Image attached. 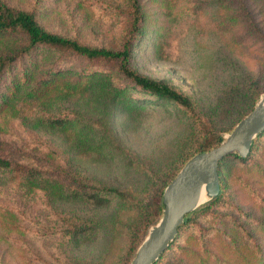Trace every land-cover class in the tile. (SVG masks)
Returning <instances> with one entry per match:
<instances>
[{"label": "rangeland", "instance_id": "1", "mask_svg": "<svg viewBox=\"0 0 264 264\" xmlns=\"http://www.w3.org/2000/svg\"><path fill=\"white\" fill-rule=\"evenodd\" d=\"M5 1L19 9L35 7L43 29L90 46L116 47L126 31L118 13L125 0ZM140 4L142 33L132 51V66L188 95L225 136L252 101L247 84L264 85V0H244L245 8L226 0ZM243 10L251 14L258 33L253 29L251 36H242L245 26L237 13ZM11 42L10 37L0 39V48ZM79 66L72 60L64 67ZM114 68L98 71L121 84ZM102 77L74 96L43 99L35 111L11 101L0 112V155L68 170L124 196L101 192L105 201L96 204L86 195H67L52 187L31 192L37 181L0 169V264H119L138 216L136 205L145 199L154 177L163 178L190 151L193 128L176 105L130 88L127 100L125 94V99L114 96ZM7 87L4 81L2 89ZM49 117L68 120L58 126ZM219 174L231 191L229 201L264 221L255 200V195L264 196V137L246 162L230 156ZM73 222L90 229L69 236L64 227ZM220 227L231 230L224 220ZM236 233H231L236 244L211 229L201 241L187 238L188 233L181 238L187 248L178 252L174 264H264V256L261 263L258 252ZM254 233L264 249V229Z\"/></svg>", "mask_w": 264, "mask_h": 264}, {"label": "trees", "instance_id": "2", "mask_svg": "<svg viewBox=\"0 0 264 264\" xmlns=\"http://www.w3.org/2000/svg\"><path fill=\"white\" fill-rule=\"evenodd\" d=\"M125 1L124 9L118 10L119 15L126 21L125 34L116 47L108 48L90 46L75 38H67L46 31L37 23L35 7L30 10L19 9L10 6L5 0H0V39L12 38L9 45L0 48V112L7 110L10 107V102L14 100L20 102L25 108L33 107L32 111H35L43 99L56 94L74 96L87 89L96 78L103 76L105 85L114 93V96H122L121 98L125 99V94L127 100V89H136L156 100L173 103L191 122L193 142L190 151L186 156L174 161L163 178L155 179L154 177L145 199L136 205L138 216L130 230L128 246L119 264L129 263L148 227L158 220L162 207V190L183 163L192 155L216 146L223 139L222 132L214 126L210 115L198 107L188 95L168 81L141 74L132 66V51L142 33L143 13L140 0ZM226 1L232 6L245 8L244 0ZM237 14L245 26L242 36H251L254 34L253 29L258 33L257 26L249 12L243 10ZM72 60L80 63V66L77 67L78 70L64 67ZM107 65L115 66L113 72L121 84L111 80L108 74L98 71ZM4 81H7L8 84L6 90L2 89ZM247 88L252 94V101L245 114L252 109L255 99L264 93V85L248 83ZM49 119L47 118L49 123L58 126L68 120L67 118L53 119L50 117ZM263 137L264 131L252 140L250 151L244 158L232 154L224 157L218 163V194L196 207L192 214L185 216L173 241L153 264L176 263L180 258L178 252L187 248L182 244L181 238L189 233L191 235L187 238L191 237L193 240L201 241L207 237L208 229H211V232L217 231L224 235L232 244L235 243V236L231 233L237 232L242 240L258 252L262 263L264 249H261L254 229H264V221L253 217L248 211H243L229 201L231 191L222 181L219 167L230 156L241 163L246 162L256 151ZM0 169L37 181L38 183H31V192L48 190L52 187L67 195H86L96 204L105 201L100 195L101 192L124 196L116 189L100 186L91 179L70 174L67 172L68 170L59 172L49 167L27 165L3 155H0ZM255 200L264 212V196L255 195ZM223 220L231 230L220 227ZM83 224V222L68 223L64 227L65 233L72 236L90 229Z\"/></svg>", "mask_w": 264, "mask_h": 264}, {"label": "water", "instance_id": "3", "mask_svg": "<svg viewBox=\"0 0 264 264\" xmlns=\"http://www.w3.org/2000/svg\"><path fill=\"white\" fill-rule=\"evenodd\" d=\"M258 98L216 146L189 157L164 186L160 216L148 227L128 264H153L173 241L185 216L218 194V163L232 154L247 156L252 140L264 131V93Z\"/></svg>", "mask_w": 264, "mask_h": 264}, {"label": "bare ground", "instance_id": "4", "mask_svg": "<svg viewBox=\"0 0 264 264\" xmlns=\"http://www.w3.org/2000/svg\"><path fill=\"white\" fill-rule=\"evenodd\" d=\"M204 199H201V201H203Z\"/></svg>", "mask_w": 264, "mask_h": 264}]
</instances>
